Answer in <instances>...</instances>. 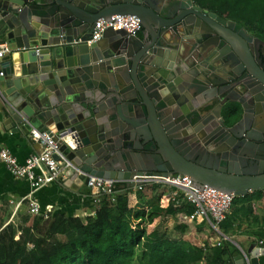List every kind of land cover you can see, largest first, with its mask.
<instances>
[{"label":"water","instance_id":"obj_1","mask_svg":"<svg viewBox=\"0 0 264 264\" xmlns=\"http://www.w3.org/2000/svg\"><path fill=\"white\" fill-rule=\"evenodd\" d=\"M114 15H135L139 35L107 29L87 45ZM0 41V121L73 143L60 146L65 187L188 176L237 197L264 191V42L242 25L191 0H0ZM227 264H264V248Z\"/></svg>","mask_w":264,"mask_h":264},{"label":"trees","instance_id":"obj_2","mask_svg":"<svg viewBox=\"0 0 264 264\" xmlns=\"http://www.w3.org/2000/svg\"><path fill=\"white\" fill-rule=\"evenodd\" d=\"M192 2L242 25L249 34L264 41V0ZM118 185L115 213L103 199L96 216L88 217L85 223L63 216L48 219L28 216L21 219V224H7L0 232V264H227L235 250L230 241L225 240L220 247L207 242L187 245L169 239L160 226L147 232V226L162 216L161 210H132L131 190L119 191ZM139 196L137 193L136 197ZM242 198L246 205L241 210L246 216L252 208L249 196ZM237 199L230 215L219 225L224 235L229 236L240 219L234 210ZM179 211L170 203L164 213L174 216ZM193 225L200 233L211 230L205 222ZM186 229V226L176 227L180 232Z\"/></svg>","mask_w":264,"mask_h":264},{"label":"built area","instance_id":"obj_3","mask_svg":"<svg viewBox=\"0 0 264 264\" xmlns=\"http://www.w3.org/2000/svg\"><path fill=\"white\" fill-rule=\"evenodd\" d=\"M107 29L123 31L127 38H135L141 31V25L135 15H114L109 20L101 18L95 22L91 38L85 43L91 45L99 42ZM80 43L82 42L79 39L72 41L74 45ZM10 51L8 45L0 42V79L4 77L3 59ZM29 137L39 146L40 150L37 153L19 162L9 149L3 148L0 150V162L11 176L25 180L29 184L31 192L22 199L27 202L28 214L33 218L48 219L53 210L52 206L42 209L32 195L54 183L70 167V162L60 149L61 144L66 145L70 150H73L75 146L65 137L55 135L48 130H32ZM142 178V184L137 187L138 190H141L142 186L148 182L163 184L166 188L167 202L171 203L173 208L182 210V222L185 224L205 222L218 237L216 247H220L224 240L231 242V239L220 231L219 225L231 213L233 201L237 197L233 193H223L207 185L194 186L188 176H167L156 181ZM118 184L115 180L95 176H88L84 183L90 192L93 204L99 206L105 199L107 208L114 213L116 212L115 186ZM5 226H0V232Z\"/></svg>","mask_w":264,"mask_h":264},{"label":"crops","instance_id":"obj_4","mask_svg":"<svg viewBox=\"0 0 264 264\" xmlns=\"http://www.w3.org/2000/svg\"><path fill=\"white\" fill-rule=\"evenodd\" d=\"M192 3L196 5L194 2ZM3 148L9 149L19 162H23L28 156L40 150L39 146L30 140L29 134L9 131L4 128L0 121V150ZM64 179V173H62L61 177L54 183L34 192L33 199L39 203L42 209L49 205L52 206L53 210L50 217L63 216L70 220L78 219L82 223H85L88 217H95L99 211V206L93 204L86 186L77 183L78 189L72 190L64 186ZM118 190L124 192L131 190L130 208L132 210H151L152 208L161 210L162 216L147 226V232L160 226L169 239L187 245L198 246L205 242L215 245L218 240V237L211 230H208V233L207 231L202 233L191 231L189 224L182 222L181 209L174 216L165 215L164 212H166L169 203L166 200V188L163 184L148 182L142 186L141 190H138L137 187L132 189L118 188ZM30 192L29 184L25 180L11 176L0 162V226L21 224L23 217H31L28 214L27 202L22 201ZM257 192L247 194L252 212L246 216L245 214L239 216L240 219L235 224L234 230L230 232L229 236L225 235L231 239L230 243L235 249L232 254L234 252H246L253 243L256 247L264 248V193L259 194ZM137 193L140 194L139 197H136ZM165 223L172 226H165ZM178 226H186L187 229L185 232H180L176 230ZM230 259L231 256L227 261Z\"/></svg>","mask_w":264,"mask_h":264},{"label":"flooded vegetation","instance_id":"obj_5","mask_svg":"<svg viewBox=\"0 0 264 264\" xmlns=\"http://www.w3.org/2000/svg\"><path fill=\"white\" fill-rule=\"evenodd\" d=\"M252 35V34H251ZM253 36V35H252ZM256 38V37H254ZM264 42V41H263ZM256 51L260 53L259 60L260 62L257 61L256 59ZM254 64L264 72V46H261L260 44H254Z\"/></svg>","mask_w":264,"mask_h":264},{"label":"rangeland","instance_id":"obj_6","mask_svg":"<svg viewBox=\"0 0 264 264\" xmlns=\"http://www.w3.org/2000/svg\"><path fill=\"white\" fill-rule=\"evenodd\" d=\"M237 201L235 203V207H234V210H235V213L238 215V216H241L243 215V210H241V207L242 205L245 206L246 203H245V200L242 198V196H238L237 197ZM169 227H171L172 225L168 224ZM166 223H165V226H168ZM189 227L191 228V231H194V225L193 224H189ZM176 235V234H175ZM200 239L202 240V237H200ZM201 242V241H200Z\"/></svg>","mask_w":264,"mask_h":264}]
</instances>
